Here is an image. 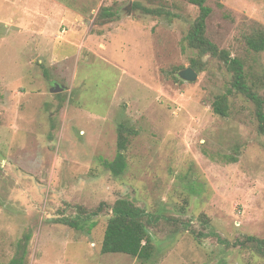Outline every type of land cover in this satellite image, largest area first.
Masks as SVG:
<instances>
[{
	"label": "rangeland",
	"instance_id": "374dc122",
	"mask_svg": "<svg viewBox=\"0 0 264 264\" xmlns=\"http://www.w3.org/2000/svg\"><path fill=\"white\" fill-rule=\"evenodd\" d=\"M207 5V37L264 98V55L245 42L264 0ZM198 15L188 0H0V264L21 240L26 264H264V136L240 94L214 113L232 75L187 48ZM193 60L198 79L181 80ZM121 125L136 134L115 177ZM119 199L146 211L148 261L101 251ZM98 209L84 230L58 223Z\"/></svg>",
	"mask_w": 264,
	"mask_h": 264
},
{
	"label": "trees",
	"instance_id": "16d2710c",
	"mask_svg": "<svg viewBox=\"0 0 264 264\" xmlns=\"http://www.w3.org/2000/svg\"><path fill=\"white\" fill-rule=\"evenodd\" d=\"M188 1L191 5L199 9V15L184 39L187 48L194 51L200 57L219 59L232 75L231 90L217 97L213 104L214 113L222 117H228L229 97L232 93L240 94L255 104L258 132L264 136V98L259 96L256 86L252 85L248 80L245 63L240 58L233 57L227 50L220 49L207 37V21L212 14V9L207 5L208 0ZM142 9L145 14L154 17H162L164 15L172 16L171 13L160 9ZM100 16L113 19L115 14L109 9H103ZM245 42L248 51L264 55V28L255 30L249 34ZM192 66V69L197 72L199 69H202L203 63H198L193 60ZM118 132V152L116 158L113 161L104 162L105 168L115 177H120L127 168L126 151L129 144V135L136 134V130H129L124 125H121ZM232 159L235 160L236 158L233 157ZM100 209L92 212L85 218L80 216L75 218L68 217L59 220L58 223L65 224L76 230H84V224L91 221L90 218L98 216ZM146 216V211L136 206L133 202L126 199L117 200L112 207V215L109 218L104 234L101 248L102 253L126 254L141 261L150 260L154 246L152 245L151 236L144 223ZM94 225L92 224L91 228ZM250 239L255 240L254 238ZM21 241L22 245L19 248L18 254L9 264H26L27 242Z\"/></svg>",
	"mask_w": 264,
	"mask_h": 264
},
{
	"label": "water",
	"instance_id": "95a60500",
	"mask_svg": "<svg viewBox=\"0 0 264 264\" xmlns=\"http://www.w3.org/2000/svg\"><path fill=\"white\" fill-rule=\"evenodd\" d=\"M179 77L183 81L193 83L198 79V73L192 68H186L179 73ZM56 87L57 90H52V92L57 93L64 90L63 88H59L58 86Z\"/></svg>",
	"mask_w": 264,
	"mask_h": 264
}]
</instances>
